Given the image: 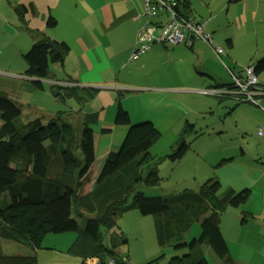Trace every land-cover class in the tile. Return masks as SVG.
I'll use <instances>...</instances> for the list:
<instances>
[{
	"label": "trees",
	"instance_id": "obj_1",
	"mask_svg": "<svg viewBox=\"0 0 264 264\" xmlns=\"http://www.w3.org/2000/svg\"><path fill=\"white\" fill-rule=\"evenodd\" d=\"M176 1V12L194 20L187 14L185 2ZM17 11L24 20L28 8L21 5ZM55 24L50 18L48 28ZM68 53L65 42L41 37L23 56V76L48 77L49 63H63ZM252 65L257 87L264 91L259 81L264 73V57ZM229 75L232 84L227 85L228 90L236 88L235 79L246 77V73L244 77ZM30 84L34 89H44L40 81L31 80ZM61 89L52 87L57 93ZM221 97L251 103L244 96ZM20 116V106L0 90V239L22 248L26 247L24 244L29 246L15 254L0 255V264H37V250L48 235L69 233L78 237L68 254L79 257L82 264H132L121 257L128 239L108 232L118 228L119 218L130 209L155 221L160 254L154 262L169 255V264H210L204 250L207 248L220 264H236L230 259L220 230V217L229 208L245 205L251 197L249 189L230 190L220 196L221 183L209 180L201 185L198 194L145 196L142 192L143 188L155 189L163 181L153 166L156 159L169 160L174 166L184 159L190 150L184 136L177 139L171 153L155 158L151 149L161 139V133L150 121L132 125L128 114L119 109L115 123L128 126L129 130L118 152L106 157L92 190L84 192L83 186L89 182L96 162L89 121L96 122V115H86L83 124L59 115L47 123L36 118L24 124ZM185 131L192 132L193 125L186 122ZM130 200L131 205L127 206ZM246 219L248 215L242 221ZM195 226L200 229V236L194 234L190 238Z\"/></svg>",
	"mask_w": 264,
	"mask_h": 264
},
{
	"label": "crops",
	"instance_id": "obj_2",
	"mask_svg": "<svg viewBox=\"0 0 264 264\" xmlns=\"http://www.w3.org/2000/svg\"><path fill=\"white\" fill-rule=\"evenodd\" d=\"M179 1L188 6L187 14L191 18L204 23L214 45L224 52L220 58L204 43L194 41L192 47L154 43L137 60H132L140 30L148 23L167 20L165 15L146 17L144 0H0V20L9 17L8 20L26 23L25 29L21 26L16 31L21 34L24 30L29 31L33 35V44L48 36L69 47L64 62L54 64L64 70V76L58 78L51 72L47 82L51 91L52 87L63 88L61 90L67 92L69 98H75L76 103L71 104L69 113L60 112L58 108L57 114L46 116L49 121L59 115L75 124H83L86 115H96V122L89 119L96 162L89 182L83 186L84 192L92 190L106 157L120 149L129 130L128 126L115 123L119 109L128 114L132 125L150 121L162 137L169 136L165 143L162 142L158 157L167 156L180 138L187 114L194 110L192 103H203L201 113H205L213 108L214 100H226L204 92L227 89V85L232 84L229 73L244 77L245 69L264 55V0L239 3L232 0ZM21 5L28 8L24 20L17 11ZM50 18L56 22L52 28H48ZM25 70L26 67L19 74L4 72L0 90L20 97V91L25 90L18 88L15 81L31 83L22 78ZM42 84V91H45V84ZM13 101L18 104V100ZM36 118L42 119H33ZM20 121L29 122L21 118ZM157 150L154 145L151 154L154 156ZM245 208L248 219L239 223L240 219L236 217L237 225L234 232L231 231L234 252L221 225L220 230L228 244L230 259L236 264H264V191L255 199L250 197ZM141 218L152 224V217ZM141 227L146 259L139 264H160L166 258L154 262L160 254L155 225ZM24 248L29 249V246L7 244L4 255L15 254ZM204 250L209 263L214 264L216 259L207 248ZM129 260L136 263L132 257ZM95 263L97 261L89 262ZM217 264L220 263L217 261Z\"/></svg>",
	"mask_w": 264,
	"mask_h": 264
},
{
	"label": "rangeland",
	"instance_id": "obj_3",
	"mask_svg": "<svg viewBox=\"0 0 264 264\" xmlns=\"http://www.w3.org/2000/svg\"><path fill=\"white\" fill-rule=\"evenodd\" d=\"M8 18L0 20V78L6 74L4 72L19 74L24 70L26 63L23 56L33 44V35L31 36L29 31L24 30V34L16 31V28L21 26L25 29L27 24L14 19L11 21ZM13 28L14 32H12ZM35 36L39 38L36 34ZM263 57L264 55H261L256 60ZM9 66H13L14 69L7 70L6 68ZM15 69L18 70L14 71ZM47 70V76L53 72L56 77L62 78L65 74L63 69L51 62ZM47 78L43 76L34 78L45 84V91L34 89L28 82L18 80L15 81L16 86L25 90L20 91V97H13L5 92L10 99L18 100L22 121L27 122L35 117H42L43 122L47 123L49 118L46 114L55 115L58 113V108H60V112H68L71 104L76 103L75 98H69L64 90H58L60 95H57L56 90L51 91ZM259 80L264 85V73L260 75ZM214 101L213 108L210 107L212 109H207L204 111L205 113H201L203 103L199 105L192 103L194 110L187 114V118L184 120L185 127L179 133V137L184 136L190 144V150L184 159L175 166L169 160L156 159L154 161L153 166L158 168L163 181L155 189L143 188L142 192L145 196L198 194L201 185L209 180H217L221 183L220 196L230 190L241 192L244 189L251 191L253 199L263 194L264 112L249 102H238L230 98L220 100L221 102ZM62 115L64 116V114ZM186 122L193 125L192 132L185 131ZM167 137L169 136L164 135L155 144L158 149L155 152V158L161 155L160 146L162 142L165 143ZM130 205L131 200L127 206ZM245 205L240 208H229L220 217V225L233 252L235 250L234 234H231V231L234 232L235 225H237L236 217H239V223L242 222V218L245 216ZM141 219L138 210L130 209L119 218L118 228L108 230L110 234L118 233L128 239L129 244L122 249L121 257L123 259L134 258L136 262L134 264H139L146 259L141 225H155L154 219H152V224L143 222ZM196 227L198 226L192 229L190 238H193L194 234L200 236V229ZM75 237L77 238L78 235L74 233L48 235L38 251L37 264H80L79 257L67 254L76 240ZM7 244L11 245V243L0 239V255H4ZM211 255L213 254L211 253ZM212 257L214 260L216 259L214 264H217V257ZM170 259L171 257L168 255L160 264H169Z\"/></svg>",
	"mask_w": 264,
	"mask_h": 264
},
{
	"label": "built area",
	"instance_id": "obj_4",
	"mask_svg": "<svg viewBox=\"0 0 264 264\" xmlns=\"http://www.w3.org/2000/svg\"><path fill=\"white\" fill-rule=\"evenodd\" d=\"M177 7L176 0H144V15L146 17L159 18L165 15L167 20L148 23L140 30L136 47L131 55L132 60H137L138 56L149 50L154 43H166L174 47L180 45L192 47L194 41H203L218 57L224 53L220 47L214 45L203 22L181 17L176 12ZM245 73V79H235L236 88L234 90H210L204 93L215 96H244L264 112V91L257 87L258 80L254 73V66L252 64L248 66ZM113 263L114 261L110 262V264Z\"/></svg>",
	"mask_w": 264,
	"mask_h": 264
},
{
	"label": "clouds",
	"instance_id": "obj_5",
	"mask_svg": "<svg viewBox=\"0 0 264 264\" xmlns=\"http://www.w3.org/2000/svg\"><path fill=\"white\" fill-rule=\"evenodd\" d=\"M223 54H224V53H223ZM22 78H23L25 81H27V80H28V81H30V82H31V80H32V79H34V78H30V79H29L28 77H25V76H22ZM35 81H36V80H35ZM37 81H38V79H37ZM40 81H41V80H40ZM54 84H56V85H57V83H56V82H55Z\"/></svg>",
	"mask_w": 264,
	"mask_h": 264
},
{
	"label": "bare ground",
	"instance_id": "obj_6",
	"mask_svg": "<svg viewBox=\"0 0 264 264\" xmlns=\"http://www.w3.org/2000/svg\"><path fill=\"white\" fill-rule=\"evenodd\" d=\"M174 47V46H173Z\"/></svg>",
	"mask_w": 264,
	"mask_h": 264
}]
</instances>
